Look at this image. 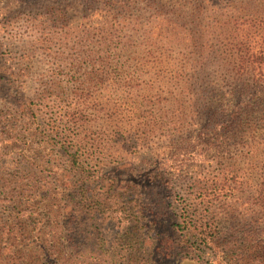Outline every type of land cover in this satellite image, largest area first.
Listing matches in <instances>:
<instances>
[{"label":"trees","instance_id":"1","mask_svg":"<svg viewBox=\"0 0 264 264\" xmlns=\"http://www.w3.org/2000/svg\"><path fill=\"white\" fill-rule=\"evenodd\" d=\"M85 1L87 3V0ZM90 1L93 3L88 1L89 5L95 7L99 17L96 35L100 43V65L104 67L106 58L110 56L107 55L109 48L115 43L112 41L113 38L118 32L123 31L120 24L122 19L118 18L119 13L114 8L127 10L139 0ZM142 1L153 5V10H157L154 6L156 0ZM206 1L209 3L208 10L214 11L231 4V12L226 13L225 20L213 18L216 20L215 24L211 21L205 23ZM239 3L237 8L234 6L238 4L235 0H195L193 9L187 15L178 9L176 19L171 15L163 16L152 22L147 31L144 30L146 40L157 43L160 41L159 43L165 46L178 48L183 60L181 65L192 70V72L179 70L175 73V76L180 77V84L182 82L184 84L183 90L190 95L187 97L188 103L183 98L175 99L176 107L173 105V109L179 111L177 117L170 119L163 117L162 113L157 112L152 106L150 116L139 115L141 109L136 110L133 116L134 124H130L128 128L122 124L121 104L104 103L103 106L90 108V101L91 106L95 100L97 102L94 105H99L100 102L99 97L94 96V100L90 92H87L67 106L62 114L50 118L48 129L54 133L52 135L56 145H59L62 154L66 156L68 174L60 173V177L54 178L57 182H53L51 176L36 179L34 183L32 178L27 185L25 184L28 187L21 188L18 193L21 197L19 202L23 203L36 200L40 194L45 197L44 208L51 225L48 236L43 234L46 237L39 238V248L44 262L40 257H36L35 253L26 256L22 250L14 249V242L11 241L18 242L23 233L11 226L7 232L1 228L0 264H60L72 259L73 254L85 264H117L116 260H108L111 254L112 256L122 254L121 257L132 264H160L158 256L161 252L155 249L167 248L168 251L170 249L172 251L170 238L164 243V239L161 238V244L157 248H154V243L149 248L141 244L155 224L153 218H148V224L143 222L136 228L137 223L145 220L149 206L138 203L133 207L122 208L125 204L121 202L124 196L120 191L119 177H110L106 174L114 172L118 162L126 161L127 165H132L131 149L145 143L149 136L156 132L160 134V131L182 129L185 124L184 115L188 116L193 110L195 111L190 116L191 119L195 115L197 118L205 116L200 132L195 136L182 138V141L175 140L173 152L157 156L155 165L142 172L140 176L145 177L143 181L146 183L151 181L164 186V196L170 206H174V203L176 205L174 209L177 221L174 228L180 230L181 235L189 242L193 238V242L199 247L210 249L214 264H264V138L258 142L253 140L245 143V147L248 148V155L243 157L245 167L239 165L242 158L233 156L232 159L225 160L222 154V149L227 150L228 140L235 137L240 124L250 118L255 106L260 108V119H264V0H246L244 4L247 7L243 9H241L243 2L240 0ZM52 9V12L49 11L51 15L47 14L40 23L45 24V27L63 25L68 18L66 10L58 6H53ZM152 13L159 14L153 11ZM240 14L261 18L255 23L250 20L239 22L242 18ZM188 19H191L190 23L194 25L189 24ZM179 20L183 22L180 23ZM126 21L127 19H123L125 27ZM117 24L120 25L119 29L115 28ZM252 27L255 31L251 29ZM225 32L234 38L227 44L233 46L228 50L226 48L225 65L223 64L226 69L220 75L219 83L215 82L217 78L212 76L214 74L208 72V67L211 62L216 63L217 51L221 49L213 42L214 37ZM165 34L168 35V39ZM256 34L257 37H250ZM84 36L86 40L91 39L87 31H84ZM94 75L96 76L95 73ZM94 75L91 83L98 87L99 82ZM198 83L204 84V87L193 90L191 86ZM47 89L40 92L42 94L38 99L44 101L49 95L47 101L49 103L50 96L53 95L52 85L49 84ZM179 94L182 96L181 91ZM35 105L37 104L28 106L29 117L37 118ZM130 109L132 108L124 107L126 112ZM88 110L93 111L94 118H89ZM103 124L108 128L102 130ZM209 126L212 129L210 134L205 132ZM112 127L116 131L112 130ZM133 127L137 131L133 130ZM92 128L102 130L101 134L91 137L89 132ZM14 141H22L21 136L16 135ZM211 153L212 157L220 154L223 162L219 168L206 172L197 171L187 178L189 180L185 186H181L177 191L172 190L173 176L169 175L171 172L169 167L174 165L189 167L192 162L204 161ZM126 158L129 160H124ZM106 178L111 182L107 183ZM131 181V179L127 181L131 187L130 193L139 201L141 196L134 186L135 183ZM8 194L11 200L15 196L18 197L11 192ZM37 201L43 202L40 199ZM24 208L22 205L20 211L25 212ZM125 210L127 216L124 221L128 225L134 224L125 228L124 232H118L117 235L123 232L116 238L120 245L118 248L115 247L116 249L111 251V248L105 246L100 232L93 231V243L84 246L86 243L84 241L90 238L83 235L85 215L90 213L91 218H94L95 213L124 214ZM235 213H241L248 223L242 224L239 233L236 232L235 226L231 230L228 228L223 230L221 216ZM123 214H118V217H122ZM69 224H75L73 231L77 232L74 237L63 234V229L70 227ZM146 228L147 230H142ZM152 238L159 239L157 234ZM67 248L69 249L66 250ZM183 252L188 253L187 250ZM87 258L90 260H85Z\"/></svg>","mask_w":264,"mask_h":264},{"label":"rangeland","instance_id":"2","mask_svg":"<svg viewBox=\"0 0 264 264\" xmlns=\"http://www.w3.org/2000/svg\"><path fill=\"white\" fill-rule=\"evenodd\" d=\"M88 1L93 3L90 0H87V3L85 0H0V233H2L1 228L6 229L5 232H7L11 226L19 230L23 236L18 242L11 241L14 242V249L22 250L26 256L35 253V256L40 257L42 262H44V257L39 248V238L48 236L51 225L44 208L46 200L44 201L43 198L45 197L40 194L36 200L23 203L19 202L21 197L18 193L21 188L28 187L26 185L32 178L34 183L36 179L41 180L51 176L52 181L57 182L54 178L60 177V173L68 174L69 166L66 156L62 154L59 145H56L53 139L54 133L48 129L50 118L59 116L79 96L90 92L94 100V96H97L100 102L99 105H94L97 102L95 100L91 106L90 101V108L103 106L104 103L121 104L122 124L130 128V124H134L133 116L136 110L141 109L139 115L150 116V107L153 106L157 112L162 113L163 117L170 119L177 117L179 112L176 108L173 109L175 99L183 98L186 102L187 97H190L183 90L184 84L183 82L180 84V77L175 76L179 70L192 72L181 65L183 60L178 52L179 49L175 46L172 48L165 46L159 43L160 41L158 43L148 41L144 38V34L152 22L163 16L171 15L176 19L178 9L187 15L193 9L195 0H156L154 6L157 10H153V5L142 0L137 1L127 10L114 8L119 13L118 18L122 19L120 24L123 26V31L118 32L113 38L112 41L115 43L109 48L107 55L110 56L106 58L104 67L100 65V43L96 35L99 17L95 7L89 5ZM238 1L240 2V0H235L238 4L234 5L237 8L240 4ZM241 1L243 2L241 9L247 7L244 4L246 0ZM53 6L66 10L68 18L63 25L45 27V24H41L40 21H43L47 14L51 15L49 11L52 12ZM208 6L209 3L206 1L204 4L205 23L211 21L215 24L216 20L213 18L225 20L226 13L231 12V4L214 11L208 10ZM152 11L159 14H153ZM239 16H242L239 22L250 20L255 23L261 18H252L248 14ZM123 19H127V28ZM188 20L189 24L194 25L190 23L191 19ZM179 22L183 21L179 20ZM115 28L119 29L120 25H115ZM134 28L137 29L134 31ZM251 29L255 31L253 27ZM84 31L88 32L90 40L85 39ZM165 37L168 39L167 34ZM250 37H257V34ZM233 38L230 33L226 32L214 37L213 42L217 48L221 49L217 51L216 63H210L208 72L217 78L215 82L221 83L220 75L226 69V66H223L225 65V54L228 48L233 46L227 44L231 43ZM93 75L99 82L98 87L91 83ZM49 84L52 85L53 95L50 96L48 103L49 95L44 101L38 98L42 94L40 92L48 90ZM191 87L197 90L203 88L204 84L198 83ZM180 91L182 96L179 94ZM35 103L37 104L34 106L37 118L29 117L28 106ZM124 107L132 109L126 112ZM259 110L260 108L255 106L250 118L240 124L235 137L228 140L227 150L222 149V154L225 156L223 159L229 160L233 156H238L242 158L239 165L246 166L243 162V157L248 155L245 143L253 140L258 142L264 138V119H260ZM194 111L188 116L184 115L185 124L182 129L169 132L160 131V134L156 132L149 136L145 143L139 144L136 149H131L132 165H127L126 161L118 162L115 165L116 170L106 174L110 177H119L120 191L124 196L121 202L125 204L122 208L124 206L125 209L133 207L138 203L149 206L145 213V220L137 223L136 228L143 222L148 224V218H153L155 224L141 244L149 248L154 243V248H157L161 244V238L164 239L163 243L170 238L172 251L171 249L168 251L167 248L155 249L161 252L158 256L160 264H214L210 249L204 246L199 247L193 242V238L189 242L181 235L180 230L174 228V223L177 221L174 209L176 205L174 203V206H170L168 199L164 196V186L151 181L146 183L143 181L145 177L140 176L142 172L155 165L157 156L173 152L175 140L182 141V138L189 135L195 136L200 132L205 116L197 118L195 115L191 119L190 116ZM87 112H89V118H94L92 110ZM91 123L96 124L94 121ZM37 125H39L38 131ZM106 128L108 127H104L103 124L102 130ZM132 129L136 130L135 127ZM102 130L92 128L89 135L96 137L101 134ZM112 130L115 128L112 127ZM211 130L209 126L205 132L210 134ZM114 134L117 133L114 132ZM16 135L21 136L22 141H14ZM212 155V153L209 154L204 161L192 162L189 167L179 165L169 167L171 170L169 175L173 176L171 177L172 190L177 191L181 186H185L189 180L187 178L196 174L197 171L206 172L219 168L223 162L220 154L214 157ZM181 176L183 177L180 179ZM61 179L65 180V178ZM129 179L135 183L134 186L141 196L139 201L130 193L131 187L127 183ZM105 180L107 183L111 182L109 178ZM10 192L17 194L18 197L15 196L11 200L8 194ZM37 199L43 202H38ZM148 199L151 200L147 201ZM22 205L25 207L23 209L25 212L20 211ZM118 214L123 213H95L94 218H91L90 213L85 215L83 235L90 238L84 241L86 242L84 246L93 243V231L100 232L105 246L111 248V251L118 248L120 245L119 241H116L117 236H120L129 225L134 224L128 225L125 222L127 210L120 218ZM244 218L241 213L222 215L221 227L223 230L227 228L231 230L235 226L236 232L239 233L242 224L248 223V220ZM74 225L71 224L70 227L67 226L68 229H63V234H67V237H74L77 232L73 231ZM142 230H147V228ZM120 231L123 232L117 235ZM156 234L159 239L152 238ZM185 250L187 254H184ZM104 255L106 258V253ZM121 255L112 256L111 254L108 260H116L117 264H132ZM85 260H90V258ZM60 264L85 263H81V259L73 254L72 259Z\"/></svg>","mask_w":264,"mask_h":264}]
</instances>
